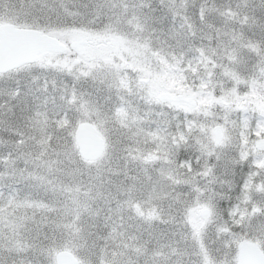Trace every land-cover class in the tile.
I'll return each instance as SVG.
<instances>
[{
    "label": "snow or ice",
    "instance_id": "snow-or-ice-1",
    "mask_svg": "<svg viewBox=\"0 0 264 264\" xmlns=\"http://www.w3.org/2000/svg\"><path fill=\"white\" fill-rule=\"evenodd\" d=\"M0 264H264V0H0Z\"/></svg>",
    "mask_w": 264,
    "mask_h": 264
}]
</instances>
